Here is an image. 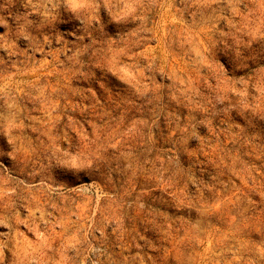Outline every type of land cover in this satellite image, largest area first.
Wrapping results in <instances>:
<instances>
[{"label":"rangeland","instance_id":"rangeland-1","mask_svg":"<svg viewBox=\"0 0 264 264\" xmlns=\"http://www.w3.org/2000/svg\"><path fill=\"white\" fill-rule=\"evenodd\" d=\"M0 264H264V0H0Z\"/></svg>","mask_w":264,"mask_h":264}]
</instances>
